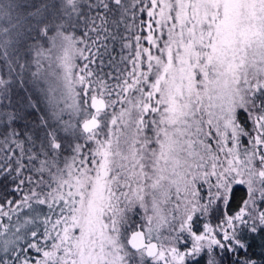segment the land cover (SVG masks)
<instances>
[{
	"label": "snow or ice",
	"instance_id": "snow-or-ice-1",
	"mask_svg": "<svg viewBox=\"0 0 264 264\" xmlns=\"http://www.w3.org/2000/svg\"><path fill=\"white\" fill-rule=\"evenodd\" d=\"M0 264H264V0H0Z\"/></svg>",
	"mask_w": 264,
	"mask_h": 264
}]
</instances>
